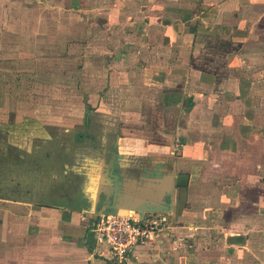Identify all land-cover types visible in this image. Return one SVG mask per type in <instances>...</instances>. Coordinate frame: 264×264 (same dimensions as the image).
Wrapping results in <instances>:
<instances>
[{
  "label": "crops",
  "instance_id": "obj_1",
  "mask_svg": "<svg viewBox=\"0 0 264 264\" xmlns=\"http://www.w3.org/2000/svg\"><path fill=\"white\" fill-rule=\"evenodd\" d=\"M72 10L95 11L88 23L102 41L84 63L101 60L94 76L113 80L104 90L131 83L121 98L158 107L121 122L175 145L174 194L157 212L171 230L140 246L132 264H264V0H72ZM2 23L28 45L26 19ZM79 73L96 106L98 79ZM31 127L5 134L15 139L8 162L24 176H0V264H112L93 222L122 158L118 126L74 153L84 181L44 180L46 161L58 162L46 159L53 136Z\"/></svg>",
  "mask_w": 264,
  "mask_h": 264
},
{
  "label": "rangeland",
  "instance_id": "obj_2",
  "mask_svg": "<svg viewBox=\"0 0 264 264\" xmlns=\"http://www.w3.org/2000/svg\"><path fill=\"white\" fill-rule=\"evenodd\" d=\"M78 1L82 5L87 2ZM93 12L84 10L81 14L80 11H73L72 0H0V151L13 148L8 142L15 139L5 135L9 130L18 133L28 126L39 125L54 137L66 129L71 131V136L67 132L64 138L56 139L58 147L50 148L49 152L55 153L58 162L52 164L46 161L45 181H84L75 173L73 163L72 174L69 171L65 175L62 173V166H71L69 153L73 161L74 149L86 148L90 140L107 131V126L115 129L123 121L120 118L122 115L148 114L149 109L158 108L146 105L141 106L143 111H140L138 108L141 107H134L131 101V105L126 101L127 98H121L123 92L132 96L124 88L131 83L105 91L104 88L113 80L106 74L103 78L94 76L96 67L103 66L101 60L85 66L84 60L90 57L89 52L94 51L95 45L100 48L102 41L100 25L91 27L88 23ZM79 17L82 22L76 27L74 23ZM4 18L14 27L16 20L26 19L30 24L28 45L5 30ZM84 69L88 72L87 77H90V71L93 72L94 82L98 79L96 93L99 96L104 93L95 102L96 106L90 104V91L84 89L86 78L79 73ZM5 160L0 161V176L5 174L6 178L22 179L23 172L10 166V159ZM78 191L85 194V188H78ZM97 220H94V225Z\"/></svg>",
  "mask_w": 264,
  "mask_h": 264
},
{
  "label": "water",
  "instance_id": "obj_3",
  "mask_svg": "<svg viewBox=\"0 0 264 264\" xmlns=\"http://www.w3.org/2000/svg\"><path fill=\"white\" fill-rule=\"evenodd\" d=\"M117 126L122 158L117 163L114 206L106 215L143 217L169 208L176 181L174 143L143 125ZM106 177L114 181L111 175Z\"/></svg>",
  "mask_w": 264,
  "mask_h": 264
},
{
  "label": "built area",
  "instance_id": "obj_4",
  "mask_svg": "<svg viewBox=\"0 0 264 264\" xmlns=\"http://www.w3.org/2000/svg\"><path fill=\"white\" fill-rule=\"evenodd\" d=\"M100 218L94 228L112 264H132V257L140 246L155 242L159 234L171 230L168 217L157 212L143 217L108 214Z\"/></svg>",
  "mask_w": 264,
  "mask_h": 264
},
{
  "label": "flooded vegetation",
  "instance_id": "obj_5",
  "mask_svg": "<svg viewBox=\"0 0 264 264\" xmlns=\"http://www.w3.org/2000/svg\"><path fill=\"white\" fill-rule=\"evenodd\" d=\"M47 131V130H46ZM48 132V131H47ZM67 132H69V135L71 136L70 134V130L69 129H66L64 132H61V135H56V137H54V135L52 134L53 136V140H48V139H44V142H45V145L46 147H49L48 149L50 150V148H54V147H58V145L55 143L56 142V139H59V138H64V136H66ZM50 134V132H49ZM68 135V136H69ZM51 136V135H50ZM67 146L69 147L70 144L67 142ZM9 150V151H8ZM87 150V149H86ZM11 148H4L3 150L0 151V161H3L5 159H10V153H13V151H11ZM82 151V150H81ZM74 153L75 155L77 156L78 155V150H74ZM46 159H51L54 157L55 153L54 152H47L46 154ZM74 155V156H75ZM73 166L74 165H78V163L76 162V159L75 157L73 158ZM80 165V164H79ZM78 165V166H79ZM76 174L79 175V177H82V175L85 177V178H89L87 176V174H85L84 172H80V173H77L75 171ZM113 178H114V182H113V186L111 187V189H105L104 191H102L101 193V196H100V209L97 211L98 214V217H101V216H104L106 215L107 211L114 206V203H112V197H114L116 195V187H117V184L116 182L118 181V176L115 172H111L110 171V174ZM21 181V180H19ZM111 204V205H110Z\"/></svg>",
  "mask_w": 264,
  "mask_h": 264
}]
</instances>
